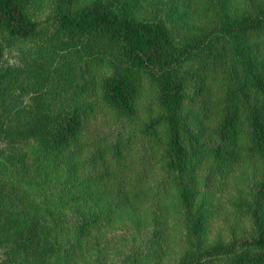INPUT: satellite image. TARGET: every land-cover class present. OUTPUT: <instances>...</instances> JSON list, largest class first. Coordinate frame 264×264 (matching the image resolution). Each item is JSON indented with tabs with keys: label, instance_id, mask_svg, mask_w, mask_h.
Returning <instances> with one entry per match:
<instances>
[{
	"label": "trees",
	"instance_id": "trees-1",
	"mask_svg": "<svg viewBox=\"0 0 264 264\" xmlns=\"http://www.w3.org/2000/svg\"><path fill=\"white\" fill-rule=\"evenodd\" d=\"M79 2L0 0V264H264V0Z\"/></svg>",
	"mask_w": 264,
	"mask_h": 264
},
{
	"label": "rangeland",
	"instance_id": "rangeland-1",
	"mask_svg": "<svg viewBox=\"0 0 264 264\" xmlns=\"http://www.w3.org/2000/svg\"><path fill=\"white\" fill-rule=\"evenodd\" d=\"M84 2H86V0H82V2H79L78 5H79L80 8L83 6ZM26 50H27V48L25 49V51ZM23 58H24V51H23V49L20 46H15L14 45V46H10V47L6 48L5 56H4L5 65H22L25 62ZM28 98H29V95H26L24 97V99L26 101L28 100ZM243 184L244 183L241 184L242 187H243ZM229 188H230V192H232V194H233V191L236 190V187L232 188L231 185L229 186ZM233 195L236 196V192ZM226 197H228V196H226ZM228 216H229V214H228ZM224 222H225V220H224ZM118 239H119V237L114 238L113 239L114 243H117ZM174 256H175V254H174V250H173L172 251V255L170 256L167 264H175L173 262Z\"/></svg>",
	"mask_w": 264,
	"mask_h": 264
}]
</instances>
